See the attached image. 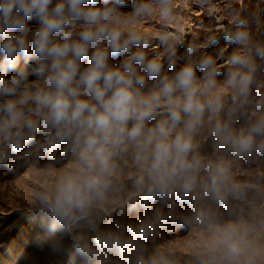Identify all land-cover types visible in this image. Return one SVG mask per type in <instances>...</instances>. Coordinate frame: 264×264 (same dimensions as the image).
Returning a JSON list of instances; mask_svg holds the SVG:
<instances>
[{"label": "clouds", "instance_id": "obj_1", "mask_svg": "<svg viewBox=\"0 0 264 264\" xmlns=\"http://www.w3.org/2000/svg\"><path fill=\"white\" fill-rule=\"evenodd\" d=\"M173 11V0H0V164L28 151L74 161L41 196L40 227L54 255L74 251L94 264L130 252L162 225L160 213L118 232L92 221L129 161L141 206H190L228 264L249 248L244 226L216 225L210 205L239 195L229 157L264 155V43H253L248 21L237 16L223 36L235 45L225 71L211 56L194 61L191 44L177 66L170 32L159 37L165 65L148 56L140 21L158 12L167 22ZM205 130L211 156L197 141Z\"/></svg>", "mask_w": 264, "mask_h": 264}, {"label": "rangeland", "instance_id": "obj_2", "mask_svg": "<svg viewBox=\"0 0 264 264\" xmlns=\"http://www.w3.org/2000/svg\"><path fill=\"white\" fill-rule=\"evenodd\" d=\"M173 5L170 21H163L158 12L140 21L141 31L151 39L148 56H159L165 65L166 52L159 37L170 32L174 36L177 66L184 62L182 58L191 44L198 48L194 61L211 56L220 71H225L224 61L235 45H229L223 36L226 29L232 28L231 22L237 16L248 21L252 42L264 43V0H173ZM213 38L217 43H210ZM118 60L113 58L114 63ZM218 79L222 81L223 77ZM258 79L264 84V67ZM239 123H243L242 118ZM197 141L202 155L213 154L206 130ZM229 159L239 195L230 197L226 205H210L213 221L218 226L239 223L246 229L249 248L238 264H246L248 260L251 264H264V155ZM73 163L71 158L59 154L49 157L38 151H28L0 164V253L6 252L10 247L8 242L15 239L19 258L13 264H86L74 251L70 256L52 254L48 248L50 237L40 227L41 220H47L41 211L42 194L50 192L59 175L70 170ZM121 167L122 172L113 181L106 198L92 209L91 218L98 228L118 232L121 226L126 229L141 220L155 219L157 213L166 219L147 240L137 241L130 252L101 257L98 264H138L140 259L144 264L153 259L157 264H228L219 250L210 249L212 233L207 225L191 220L190 206L173 209L159 201L141 206V197L133 194L130 178L135 169L130 161ZM81 230L90 234L86 225ZM124 234L128 235L127 231Z\"/></svg>", "mask_w": 264, "mask_h": 264}, {"label": "trees", "instance_id": "obj_3", "mask_svg": "<svg viewBox=\"0 0 264 264\" xmlns=\"http://www.w3.org/2000/svg\"><path fill=\"white\" fill-rule=\"evenodd\" d=\"M9 246L7 251L0 253V264H13L19 258V250L16 240L12 239L8 242ZM94 264H98V259L94 261Z\"/></svg>", "mask_w": 264, "mask_h": 264}]
</instances>
